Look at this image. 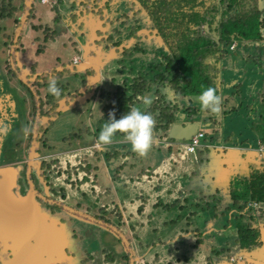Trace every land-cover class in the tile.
<instances>
[{
  "label": "rangeland",
  "instance_id": "rangeland-1",
  "mask_svg": "<svg viewBox=\"0 0 264 264\" xmlns=\"http://www.w3.org/2000/svg\"><path fill=\"white\" fill-rule=\"evenodd\" d=\"M49 1L50 3L55 2V4L42 5L39 0H35L33 2V15L42 25H48L53 32L56 33L54 40L44 43L41 32L31 33L29 30V23H26L23 36L18 42L21 45L19 48V60H17L18 54L16 53V47L19 46L18 43L12 46L10 52V60L14 72L17 74L21 73L30 81H37V79L41 81L44 79V81L47 82V86L50 75L55 77L53 75L57 73L55 70L56 68L71 64L73 56H77L81 53V50H77L74 47V45L78 44L75 28L86 32V22L91 18V16H87L88 14L85 11L83 13L79 12L81 4L78 2L71 0ZM123 1H118L116 3L117 7L121 9H118L117 12L129 16L130 9H133L132 3L130 0L127 2L126 0ZM12 2L18 10L14 19L18 18L19 15L22 17L23 10L22 12L19 11L24 5V0H12ZM127 4L130 9H128ZM136 6L134 8H136ZM186 12L187 11L184 12V15ZM85 15L88 18L84 20ZM184 15L182 17H184ZM92 18L94 20L95 16ZM259 18L260 20H264L263 1L260 6ZM14 19L0 24V28L3 27L8 36L15 32ZM118 19L122 20V22L120 21L116 29L113 28L118 35L115 34L112 36L111 34V38L115 39L119 36L122 42L128 44L130 42V39L128 40V30L132 27L133 19L127 16L123 18L118 17L117 20ZM175 19L176 21L168 24L166 35L170 41L176 40L178 34L185 26L179 17ZM117 20L114 19L113 23H116ZM34 23H36V21H34ZM82 25H84L83 28L81 27ZM113 26H115V24H113ZM147 31L149 32L146 33V37L148 36L149 41L147 40V42L144 41L141 43L142 49L147 51L146 55L135 54V59L134 56L132 58L124 56L125 59L120 62L118 66L115 64V61L105 63L103 68H101L99 83L92 74L90 80H86L88 87L85 91L78 93V91L82 89V87H80V79L84 78V74L81 72L83 76L80 73H71L66 76L65 73L62 72L59 75L60 78L55 77L59 79L57 80L58 83L67 85L70 94L65 97L66 100L62 103L58 102L47 114L35 122L33 127L37 132V138L48 128V134L46 135L48 137V143L50 146H53L55 150L50 153L45 152L44 155L49 154V156H58L61 161L67 159L72 165L77 164L83 156L85 160L94 167L93 178L95 180L94 184L89 183L84 185L81 190L79 188L73 193L67 192L65 189V199L63 203L67 207L75 210L78 209V211L83 213L89 211L91 213L89 215L95 217V215H98V207L100 205L106 204L111 206L113 204H119L122 207L121 200L125 201L123 207L126 210L124 218L126 229L123 228V230L126 235L123 234L121 230L120 231L126 238L129 236V239L132 241L131 248L133 258L141 254V256L145 257L146 264H264V243L262 248L251 257L249 255L244 256L239 252L238 247L234 245V229H225L228 227L227 224H232L226 217L227 213L222 214V212H216L213 216L210 210L208 213L212 216L199 213L197 218H190L187 221L186 217L189 214V210L193 211V202L197 199H189L191 208L187 204L184 205L179 203L178 207L181 206V210H179L178 207L174 209H164L160 206L158 208L151 206L152 202L157 199L161 200L164 204H170L172 201L179 200L190 192V186L193 187L195 181L198 180L193 173L198 171L201 175V172L205 171V156L207 154L205 149L210 146V143L207 142L208 136L213 137L212 135H217V132L222 131L221 136L225 137L227 133L232 132V130V134L234 135L248 133L246 124L248 121L253 122L255 115L252 113V116L249 117L250 119L242 123L245 118V108L247 106L250 108L254 106V111L259 115V122H262V116H264V40L245 41L238 37H228L226 41L208 50L206 61L211 64V79H209L208 82L201 80L199 90L201 92L203 88L208 86L215 87L218 90L217 94L223 97V104L222 112L219 115H210V118L213 120V122L211 119L209 121L211 130L206 128L201 122L204 119H202L200 115L194 118L199 125L198 129L202 130L204 134L207 135L205 140L207 143L204 142V144H202V151L198 153L199 148H197L195 153L189 154L186 152V142L165 138L160 140L162 142L160 146L152 145L147 155L140 156L131 150L130 143L126 142L124 138L120 141L121 138L119 139L114 136L112 146H101L98 140H95L94 136H96L95 133L97 132L95 130H99L98 136H96L99 137L102 126L107 121H100L101 106L97 100L100 88H105L114 92L115 88L110 87L111 77L115 78L114 80L116 83H120L123 76L131 69L133 73L136 74L137 72L145 71L147 66H144V63H146L147 60H152L154 52L159 51L157 50L159 46H157L154 37L156 35V33L154 34V27L150 26ZM260 34L264 37V30L260 29ZM3 39L2 33H0V65L7 62L6 46L8 41H4ZM36 39L40 40L35 42ZM32 40L35 43H32ZM231 44H234L235 50L230 49ZM199 45L202 46V43H199ZM39 46H45V49L38 57H34V53ZM163 52L166 51L163 50ZM108 54L109 53L104 56L106 59L109 58ZM95 55V53L91 54L90 59L92 61ZM119 59L122 60L123 58L119 57ZM32 63L37 64L36 69L38 73L35 75H31L26 69L29 68V65ZM23 65L26 68H24ZM16 76L15 79L10 82L8 81V89L15 93L13 96L17 102V113L19 114L17 120L15 117L11 122L12 127L5 137V145L3 147L6 154L8 153L7 151H12V153L15 151V153L11 158L6 160L4 158L2 162L4 164L10 162L14 163L13 166L20 171L22 170L23 173V163H20L18 160V156H20L21 160L23 159V157H21L22 151L19 147L20 145L24 147L27 144L28 134H24L23 128L28 127L31 129L32 123L27 126V120L31 121L29 118L33 111L30 112L29 103L27 101V98L31 97V94L18 84L21 82ZM38 87L39 94L43 98L47 90L41 86ZM150 91L146 92V94L139 99V103L136 105L137 107L141 108L146 106L143 104V99L145 97L152 100ZM191 94L189 98L183 101L186 104L190 102L192 106L194 105L199 108L200 105L195 99L198 95ZM8 98L7 94V99ZM87 98L89 99L86 100ZM29 102H32L30 98ZM180 116H182L180 120L182 124L187 121V114H180ZM70 132L76 134L80 133L84 141L81 142L78 140L73 143L64 141ZM260 135L262 136L261 130ZM228 138L231 137L229 136ZM214 140L215 142H212V145H214L213 151L217 150L215 148L220 145V139ZM17 147L19 149L16 150ZM107 152L111 154L109 159L105 157ZM113 152H117L118 155L112 157ZM38 163V155L36 154L33 166L37 169L39 174L36 171L33 173L32 177L36 183L37 191L42 194L45 185L42 181ZM137 170L140 173L142 170L147 171L148 174H141L138 177V174L135 172ZM23 176H25V173L19 175L18 187L13 190L15 196L19 198L25 196L27 191L25 186H23ZM59 184L60 185L54 187L55 190L58 189L57 193L60 188H63L61 181H59ZM123 185H126V187H123ZM159 185L160 188L156 189ZM49 187L50 186H48L47 189H49ZM212 189L213 188L209 187L211 193H213ZM191 190L192 192H190V194L193 196V188H191ZM125 191L128 192V196L125 195ZM180 191L181 195L179 196L178 193ZM82 192H86L87 195L82 196ZM209 195L210 194L205 195L201 206L207 208L205 202L210 204L208 201L210 199L208 197ZM135 197H144L148 199L141 215L136 214V209L140 205V200L138 198L137 201H135L136 199L133 200ZM41 204L42 209L46 212H42L44 223L50 228L49 231L56 232L58 240L55 242V246L51 247V249H53L52 251L49 250V246L45 247L43 243H39V249H35V242L30 241V248L32 251L40 252L44 255L42 259H39L42 263H48L52 254H62L64 249H66L67 253L60 258L59 264H67L65 258L67 255L73 257L69 259V264H106L103 260V256H106V254H111L112 256L110 257L114 256V264H122L121 254L125 249L122 242L121 245H118V242L115 240L119 239L117 238L118 236L96 223L73 216L55 206L50 205V207H54L50 208L46 206L49 204L43 202H41ZM47 209L50 210L48 211ZM199 211L200 210H197V212ZM131 214L133 216H131ZM211 217H215L216 219H212ZM112 222L115 224L114 219ZM62 225L64 229L66 228L70 230V232L68 230L65 231ZM130 226H134V232ZM193 229L198 230L203 240V244L196 248L193 247L196 241L195 235L191 234ZM185 231H189V234L183 235L182 232ZM133 233L135 236H133ZM69 235L70 238L67 237ZM31 237H34V235H31ZM5 240L7 241V239ZM175 248L178 249L175 250ZM17 252L18 251H16V253ZM70 252H74L75 254ZM155 254L158 255L156 259H154ZM238 256H241L243 259L235 262L230 261V258L236 259ZM19 258V256L16 257L15 255L13 258L14 263L12 264H29L28 260L22 261ZM183 258H185L186 261H183ZM34 261H31V264H33ZM143 264L145 263L143 262Z\"/></svg>",
  "mask_w": 264,
  "mask_h": 264
},
{
  "label": "trees",
  "instance_id": "trees-1",
  "mask_svg": "<svg viewBox=\"0 0 264 264\" xmlns=\"http://www.w3.org/2000/svg\"><path fill=\"white\" fill-rule=\"evenodd\" d=\"M262 1L263 0H136V4L138 5L136 8L138 9H135L136 11L133 13L132 27L128 30V40L132 38L133 43H131L128 50L123 49V51H125V57L128 56L130 58L136 53H146V51L142 49V45L138 41V38H136V34L142 30L143 27L150 28V26H153L156 36L162 39L164 44L160 49H157L159 51L154 52L152 60L144 63L146 64L145 66H147L145 71L135 74L131 69L120 83H116L112 78L110 80V87L115 88L114 92L105 88H100L97 96L98 103L101 106L100 121L103 122L104 120H108L109 112H114L116 119L121 118L132 106H136L137 103H139V99L143 97L146 92L153 89V91L151 90V103L145 106L144 111L150 112L155 116L156 125L154 134L164 132L165 138H168L167 133L170 127L179 121L180 114H187L189 122H194V118L199 114V109L197 106H192L190 102L186 104L183 100L189 98V95H192L191 93H193V95H199L201 80L208 82L209 79H211V64L206 61L208 50L226 41L228 37H238L245 41L264 40V37L260 34V29L264 30V20H260L259 18ZM22 10L23 6L20 8L19 12H22ZM17 11L12 0H0V24L14 19ZM185 11H189L192 14L187 16L185 13L184 15ZM183 15L184 17H182ZM177 17L181 19V22L185 24V26L178 34L177 39L170 41L166 35L168 24L176 21L175 18ZM34 21H36V23H34ZM142 21L146 22V26L141 24ZM13 22L15 25H18L19 20L16 18ZM28 23L31 33L41 32L44 43L54 40L56 34L53 30L48 25H42L33 15V4L29 11ZM113 33L118 35L115 31H113ZM144 34L146 33H142L143 37ZM3 36L5 37L4 39L8 41V46L11 36ZM39 40L40 39H36L35 42ZM112 40L113 38L110 36L108 41L112 42ZM35 42L32 40V43ZM121 42L122 41L115 42L114 46L120 45ZM199 43H202V46L199 45ZM44 49L45 46L37 47L34 57H38ZM163 50L166 52H163ZM36 66V63L30 64L29 68L23 65L31 74L38 73ZM11 75L12 77L14 76L12 72ZM80 84V87L83 88L86 85V80L81 78ZM33 86L36 89L37 95H39L38 86L46 90L48 88L46 81L34 83ZM58 87L61 89V95L59 97H54L48 91L43 98L39 97L41 115L44 116L47 114V112L55 107L59 101L70 94L67 85L58 83ZM261 131V143L264 144V116H262ZM47 134L48 128L43 131L39 140L40 160L38 162L41 177L43 184H45L46 187L50 186L48 189L50 198L63 202L65 199V189L67 192L73 193L79 188L81 190L84 185L95 183L93 178L94 167H92L83 156L77 164L72 165L67 159L61 161L58 156H49V154L44 155L45 152L50 153L55 150L53 146L49 145ZM115 136L119 139L123 138V134L120 133H117ZM205 139L206 135L202 140L203 144ZM78 140L83 142V136H81L80 133L76 134L72 132L64 139V141L68 143H73ZM214 141L215 140L210 137L209 142L212 143ZM208 149H205L206 153ZM117 155V152H113L112 157ZM110 156L111 154L108 152L105 155L108 159ZM255 166L256 167L251 169L246 176L233 174L232 178L226 183L224 182L225 178H219L217 176L216 179L219 181L218 184L221 183L220 185L222 187L220 189L225 190L224 197L222 196L223 193H219L220 190H215L208 196L211 200H208L210 204L205 202L207 207L205 208V206H201L205 195H200L198 203L193 205V211L189 210V214L186 217L188 221L190 218H197L199 213L210 210L213 216L216 212H222V214L227 213L226 217L232 224H227L228 227L225 229H234V245L238 247V250L244 256L249 255L250 257L258 252L264 243V162L258 163ZM59 181H61L63 188H60L57 193L58 189L55 190L54 187L60 185ZM212 185L214 184L212 183ZM210 187L212 188V186ZM217 187L220 186L217 185ZM218 193L219 196L222 197H217ZM81 195L85 196L87 193L82 192ZM225 198L228 204L227 206H223V204H225ZM138 199L140 200V205L136 209V214L141 215L148 199L144 197H139ZM179 203L184 205L187 204L191 208L186 200H175L170 204H164L161 200L157 199L154 206L157 208L160 206L164 209H174L179 206ZM211 204L218 205L211 206ZM219 205L223 207L218 208L217 206ZM46 206L50 207V205ZM178 209L181 210L182 207L180 206ZM47 210L49 211L50 209ZM197 210L200 211L197 212ZM125 211L126 210L119 204H113L111 206L103 204L98 207V215H95V217L114 225L126 235L123 230V228L126 229V223L124 222ZM85 213L91 214L89 211H85ZM131 216L133 215L131 214ZM113 219L115 220V224L112 222ZM130 228L134 232V226H130ZM182 233L183 235H187L189 231ZM191 234L196 237L193 247L196 248L203 244L201 234L197 229H193ZM133 236H135L134 233ZM115 240L118 242V245H121V240ZM128 241L132 247V241L130 239H128ZM3 247L4 249L0 246V249L3 251L0 253V262L4 259L3 255L6 254L5 252H7L9 248L7 241L5 246L3 244ZM177 249L178 248H175V250ZM110 256L112 255L106 254V256H103L104 263L114 264V256ZM139 256L146 264L145 257L141 256V254ZM121 259L122 264H128V257L125 251L122 252ZM11 260L12 259L5 257L3 263H11ZM183 261H186V259L183 258Z\"/></svg>",
  "mask_w": 264,
  "mask_h": 264
},
{
  "label": "crops",
  "instance_id": "crops-1",
  "mask_svg": "<svg viewBox=\"0 0 264 264\" xmlns=\"http://www.w3.org/2000/svg\"><path fill=\"white\" fill-rule=\"evenodd\" d=\"M71 1H75V2L80 3L81 7L79 9V12L83 13L85 11L88 14L87 16L88 17L91 16V18H89L86 22L87 23L86 24V27H87L86 32H83L82 30H78L77 28H75V33L77 34L78 44L74 45V47L77 50H81V53H79L77 56L76 55L73 56V60H72L71 64H68L67 66H64V67L56 68L55 70L57 71V73L55 75L63 72L67 76V74L80 73L81 72L84 74V76L81 73L80 74L84 77L85 80L88 81V80H90V78L93 74L94 78L99 83L100 76H101V74H100L101 68H103L105 63H108L109 61H115V64L118 66V64L125 59V57H124L125 51H123V49L128 50L131 46V43H133V39L131 38L130 42L128 44H126V42H124L125 44L121 42L120 45L114 46L115 42L121 41L120 37L117 36V38H115V39L113 38L112 42L108 41V39L110 38L111 34H112V36H114L116 34V33L115 34L113 33V31H115L114 29H116L118 24H120V21L122 22V20H119V19L117 20L118 17H120V18L121 17L123 18L124 16L133 17V13H134V11H136L135 9H138V8H134L137 5L136 0H130V2L132 3L133 9H130L128 7V4H127L128 9H130V15L129 16L125 15L121 12H117V10L120 9V7H117L116 3L118 1H123V0H71ZM127 1L128 0H126V2ZM263 2H264V0H263ZM137 7H138V5H137ZM186 13H187V16L192 14L189 11H187ZM87 16L86 15L84 16V20L86 18H88ZM93 16H95L94 20L92 18ZM114 19L117 20L116 23H113ZM113 24H115V26H113ZM141 24H143V26H146V22H144V21H142ZM81 27L83 28L84 25H82ZM148 28L143 27V29L140 30L136 34L137 35L136 38H138V41L140 43H142L144 41L147 42V40L149 41L148 36L146 37V34H144L145 37L142 36V33H148L149 32V31H147ZM155 33L156 32L154 31V34ZM30 34H29V36H30ZM154 37L156 39L157 46H159V48H161L162 47L161 45H163L164 42H162V39H159L158 37H156V35ZM159 41H161V42H159ZM230 49L235 50L234 44L230 45ZM93 53H95L96 55L94 57V60L92 61L90 58H91V54H93ZM107 53H109L108 54L109 58L106 59L104 56ZM136 54L140 55L141 53H136ZM146 54H147V51L145 54H141V55H146ZM133 56L135 59L136 58L135 54ZM119 57L120 58L122 57L123 59L120 60ZM132 57H130V58H132ZM74 60H76L77 62L74 63ZM147 61H149V60H147ZM120 69H123V68H120ZM52 71H54V70H52ZM55 75H53V76H55ZM96 75H97V77H96ZM125 76L126 75H124L123 77H125ZM51 77L52 76L50 75V78ZM112 78L115 79L114 77H111L110 80ZM86 85H87V83H86ZM151 90L153 91V89H151ZM78 93H79V91H78ZM150 93H151V97H152V92L150 91ZM263 96H261V97H263ZM88 99L89 98H87L86 100H88ZM141 108H143L141 110L144 111L145 106H143ZM245 112H246L245 118H244V121H242V123L247 122V119H250L249 117L252 116V113L255 115L254 121L253 122L248 121L246 124V130H248V133L234 135V134H232L233 133V130H232V132L227 133V135L225 136L227 138H225V137L221 136L222 131L217 132V135L216 134L212 135L213 136L212 138L213 139H220L219 140L220 145L217 146V148H215L217 150H214V151L212 149V148H214V145H212V143L209 142L211 136H208L207 142L210 143V146H209V149H208V147H206L209 151L207 150V154L205 156V158H206V163H205L206 167L204 169L205 171L201 172L202 176L199 174L198 171L193 173V175H195V177L198 178V180H196L195 183L193 184V187L190 186V189H189L190 192H192L191 188H193V196H191L190 192H188L189 197H188V194H185V196L183 198L179 199L180 201L186 200L189 203V199L190 200L197 199L193 202V205L198 203L200 195L212 194L211 190H209V187L212 186V183L215 185V187L212 186V188H213L212 192H214L215 190H218V191L220 190L219 193L220 194L223 193L222 196L224 197L225 190L220 189L222 187L220 185L221 183L218 184L219 181L216 179L217 176L219 178H222V177L225 178L224 182L226 183L230 178H232L233 174H240V175L246 176L247 174H249L251 169L256 167L255 165H257L258 163L264 162V155L259 153L258 145H257L258 142L261 143V135H260L261 121L259 122V115H257L256 112L254 111V106H251V108L249 106H247L245 108ZM199 115L202 117V119H204L201 122L206 126V128H209L211 130V128H210L211 124L209 122L210 119L213 122L212 118H210L211 114L205 115V113L201 112L199 109V114L196 115V117ZM260 120H261V117H260ZM194 122H197V121L194 120ZM187 123H190L188 119L183 124H187ZM95 131H97L95 133V135L98 136L97 134H98L99 130H95ZM96 136H94V138L97 141L98 137H96ZM229 136L231 138H228ZM123 138H121L120 141H122ZM206 138H207V135H206ZM161 139H165L164 132L154 134L153 135V145L160 146V144H162V142L160 141ZM207 142L205 141V143H207ZM113 145H115V144H113ZM262 145L264 148L263 143H262ZM110 146H112V144H110ZM202 149H203V147L200 146L198 153L200 151H202ZM135 172H136V174H138L137 175L138 177L141 174L142 175L148 174V172L144 171V170H142L141 173L138 170ZM217 185H219L220 187H217ZM123 187H126V185H123ZM158 188H160V186ZM158 188H156V189H158ZM185 189H188V188H185ZM125 193H126L125 195L128 196V192L125 191ZM219 193L217 194V197H222V196H219ZM178 195L179 196L181 195V191L178 193ZM136 198L137 197L133 198V200ZM135 201H137V199ZM224 201H225V204H223V206H227L228 204L226 202V198L224 199ZM155 202L156 201L152 202L151 206H154ZM124 204H125V201L121 200L122 207ZM213 205H218V204H211V206H213ZM223 206L219 205L217 207L220 208ZM199 208H202V207H199ZM202 215L212 216L208 213V211L203 212ZM211 218L216 219L215 217H211ZM62 228L64 229V226ZM64 230L66 231L68 229L65 228ZM68 231L70 232V230H68ZM53 233L56 234V232H53ZM67 237L70 238V235ZM127 238L129 239V236H127ZM0 241L3 242V243L0 242V246L4 249L3 244H4V246L6 245V240L3 237H0ZM57 241L58 240H56V241L51 240L50 243H48L49 250H51V251L53 250V249H51V247L55 246V242H57ZM263 252H264V246H263ZM32 253H33V251L31 250L30 254L32 255ZM65 253H67L66 249H64L62 254L61 253L52 254V256L49 259V262L46 264H59L60 258L63 255H65ZM70 253H74V252H70ZM47 255H48V253H47ZM40 257L41 256H39L37 258H40ZM156 257H158L157 254H155L154 259H156ZM65 258L67 260V264H69V259L73 258V257L67 255ZM6 263H8V262H4L3 264H6ZM33 264H42V261L36 259V261H34Z\"/></svg>",
  "mask_w": 264,
  "mask_h": 264
},
{
  "label": "water",
  "instance_id": "water-1",
  "mask_svg": "<svg viewBox=\"0 0 264 264\" xmlns=\"http://www.w3.org/2000/svg\"><path fill=\"white\" fill-rule=\"evenodd\" d=\"M34 1L35 0H24L23 15L21 17L19 26L15 30L13 45L17 44L20 40L22 32L27 23L31 5ZM14 73L15 76L18 75L16 76V78L23 85L27 86L30 91H32L33 96L36 100V105L38 107L39 99L34 87L31 85L32 81L27 80L21 73ZM87 87V85L84 86L82 89L79 90V92L85 91ZM64 100L66 99L64 98L59 102L62 103ZM37 112L38 117L36 118V122L39 120V110ZM181 119L182 116H180L179 120ZM198 128L199 125L197 122L182 124L181 121H178L170 127L167 133L168 138L171 140L187 142L191 139L192 136L196 135L197 131L199 130ZM36 138L37 132L33 130V141L30 145L29 159L25 173L28 186L25 196L19 198L15 196L13 192V190L17 188L16 180L17 175L19 173L18 169L11 166L0 167V237L2 236L7 239V245L13 253V258L16 255V257H20V260H28V263L31 264V261H34L36 259H42L41 257H44V255L40 252L35 251H33L31 255L30 253L32 249L30 248V241L35 242V249H39V243H43L45 247H48V243H50L51 240H57V234H54L53 232L49 231L50 228L44 223V220L42 218L43 210L36 201V199H38L46 204L62 209L68 212L69 214H72L73 216H77L79 218H83L90 222L96 223L107 231L118 236L117 238L121 240L125 252L128 256V264H133V252L131 245L128 239L122 234V232L117 227L110 223H106L102 220H99L89 214L67 207L61 201L50 199L48 189L45 186L43 194H41L35 189L34 184L31 180V167L35 159V150L37 147ZM31 235H34V237H31ZM16 251L18 252L16 253ZM39 256L41 257L37 258ZM13 258L11 260V264L14 263Z\"/></svg>",
  "mask_w": 264,
  "mask_h": 264
},
{
  "label": "clouds",
  "instance_id": "clouds-1",
  "mask_svg": "<svg viewBox=\"0 0 264 264\" xmlns=\"http://www.w3.org/2000/svg\"><path fill=\"white\" fill-rule=\"evenodd\" d=\"M47 91L54 97L61 95V89L58 87L57 79L51 77L48 81ZM218 90L213 86L203 88L198 96L195 97L200 105V110L207 114L219 115L222 112L223 97L217 94ZM151 99L145 97L144 105H149ZM109 119L103 124L98 137V143L101 146H107L113 143V137L117 134H123L124 140L131 145V150L140 156H145L153 145L154 128L156 125L155 116L140 107L132 106L126 114L116 119L114 112H109ZM11 126L8 123L0 121V138L6 137L10 132ZM28 127L23 128L25 135L29 133Z\"/></svg>",
  "mask_w": 264,
  "mask_h": 264
},
{
  "label": "flooded vegetation",
  "instance_id": "flooded-vegetation-1",
  "mask_svg": "<svg viewBox=\"0 0 264 264\" xmlns=\"http://www.w3.org/2000/svg\"><path fill=\"white\" fill-rule=\"evenodd\" d=\"M21 14V13H20ZM19 20L18 22V25L20 23V20H21V15H19V17L17 18ZM14 23V22H13ZM27 23H28V19H27ZM15 24V23H14ZM18 25H14V29L16 30ZM25 29L23 30L22 33H24ZM0 33H2V37L5 38L3 35H6L5 33V29L2 27L0 28ZM15 33V32H14ZM14 33L11 36V39H10V42L8 44V46L6 47V60L7 62L0 65V121H3L4 123L5 122H9L10 126L12 127V120L16 117V120L18 118V108H17V102L13 96V94L15 95V93L12 91V90H9L8 89V81L10 82L11 80L15 79V73H14V69L12 67V63H11V50H12V46H13V39H14ZM23 36V34L21 35ZM21 38V37H20ZM4 41H6V39H3ZM20 41V40H19ZM19 46L16 47V53L18 54V57H17V60H19V48H20V43H18ZM4 47H5V43H4ZM14 52V50H13ZM7 66H8V69H7ZM28 70V69H27ZM11 72L14 74V76L12 77L11 75ZM28 72L30 73V71L28 70ZM31 74V73H30ZM37 74V73H36ZM61 73L55 75L56 78L59 77ZM29 75V74H28ZM31 75H35V74H31ZM59 80V79H58ZM44 81L41 80V81H32L31 82V85L33 86L34 83H42ZM58 82V81H57ZM23 89H26L30 94H31V97L30 100L32 102H29V98H27V101L29 103V107H30V112H32V116L30 114V120H27V126L31 125L32 123V127L28 133V137H27V144L26 146L22 147L20 145V150L22 151L21 153V157H23V159L21 160L20 159V156H18V160L20 161V163H23V166H24V170H23V173H22V170L20 171L18 168V175H17V180H16V183H17V187H18V178H19V175L21 174H24L26 173V167H27V163H28V159H29V150H30V145L33 141V130H34V127L33 125L35 124L36 122V118L38 117L37 114H38V110H39V118H41L43 115H41L40 113V109H39V106L37 107L36 105V100L33 96V93L32 91H30L27 86L23 85L22 83H18ZM34 87V86H33ZM8 89V90H6ZM35 89V87H34ZM35 92H36V89H35ZM7 94H8V99H7ZM37 94V92H36ZM39 97H41V95L39 94L38 95V99ZM6 98V99H5ZM42 98V97H41ZM25 101V100H24ZM34 101V102H33ZM32 104V105H31ZM35 106V107H34ZM22 109V107H21ZM19 110H20V107H19ZM28 114V113H27ZM29 116V114H28ZM43 133V132H42ZM42 135V134H41ZM40 135V137H41ZM40 137L36 138V142H37V147H36V150H35V155L37 154L38 155V161L40 160V156H39V151H40V144H39V140H40ZM5 145V137L3 138H0V167H8V166H11V167H14V163L10 162V163H6L4 164L2 161L8 158H11L15 151L12 153V151H7L8 153L6 154L3 150V147ZM18 147L16 148L19 149ZM35 158V157H34ZM35 161V159H34ZM15 168V167H14ZM35 170V171H34ZM40 170V169H39ZM37 169L34 168V166L32 165L31 167V180H32V183L34 184V187L35 189L37 190V186H36V183L34 182V179L32 177L33 173L36 172ZM38 173V171H37ZM39 174V173H38ZM23 186H25L26 190L28 189V186H27V181H26V175L23 176ZM39 192V191H38ZM44 192V191H43ZM42 192V194H43ZM50 196V194H49ZM51 199V198H50ZM36 201L38 202V204L40 205V207L42 206L41 202L43 201H40L38 199H36ZM44 203V202H43ZM42 208V207H41ZM43 210V209H42ZM3 252L2 249H0V253ZM6 254L3 255L4 259L0 262V264H3V261L5 260V257H7L8 259H12L13 258V254H12V251L10 250V248H8L7 252H5Z\"/></svg>",
  "mask_w": 264,
  "mask_h": 264
},
{
  "label": "built area",
  "instance_id": "built-area-1",
  "mask_svg": "<svg viewBox=\"0 0 264 264\" xmlns=\"http://www.w3.org/2000/svg\"><path fill=\"white\" fill-rule=\"evenodd\" d=\"M40 4L42 5H46V4H55V2H51L49 0H39ZM77 61L74 60V63H76ZM205 138V134L202 130H198L196 135L192 136L191 139L189 141L186 142L185 147H186V152L189 154H192L196 151L197 148H199L200 146L202 147L203 143L202 140ZM258 151L260 154L264 155V148L262 143L258 142ZM243 258L241 256H238L236 259L235 258H230L231 262H235V261H241ZM133 264H143L142 258L139 256H134L133 258Z\"/></svg>",
  "mask_w": 264,
  "mask_h": 264
}]
</instances>
